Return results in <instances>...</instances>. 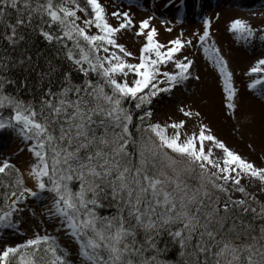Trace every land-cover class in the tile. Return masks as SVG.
Masks as SVG:
<instances>
[{"label": "snow or ice", "instance_id": "snow-or-ice-1", "mask_svg": "<svg viewBox=\"0 0 264 264\" xmlns=\"http://www.w3.org/2000/svg\"><path fill=\"white\" fill-rule=\"evenodd\" d=\"M111 16L116 26L100 0H0V133L30 154L24 170L0 162V237L25 235V213L43 228L0 243V264H264V165L230 149L191 105L178 109L184 119L153 122L158 97L201 79L184 54L197 43L219 75L226 114L237 118L239 89L211 19L192 38L162 44L149 16L134 33L145 38L134 56L118 42L137 28L133 17ZM228 30L264 39L244 19ZM30 37L53 50L43 67ZM254 74H264V58L245 73ZM258 86L264 101V75L247 88ZM173 249L176 261L166 258Z\"/></svg>", "mask_w": 264, "mask_h": 264}, {"label": "rangeland", "instance_id": "rangeland-1", "mask_svg": "<svg viewBox=\"0 0 264 264\" xmlns=\"http://www.w3.org/2000/svg\"><path fill=\"white\" fill-rule=\"evenodd\" d=\"M163 1L168 3V0ZM79 2L84 6L86 0ZM157 2L158 0H100L108 13L109 23L113 26L118 24L111 16L114 11H128L133 17L137 28L122 32L118 42L124 44L134 56L139 55V49L145 42L144 37H137L134 33L139 22L149 16L153 17L151 26L157 29V39L162 44H167L180 33H183L185 39L192 38L193 33L202 32L204 19H211L212 39L228 60L235 86L239 89V107L237 118H229L224 108L225 98L219 75L197 43L195 48H186L184 54L194 60V73L201 79L185 82L174 89L172 95L162 94L158 97L152 106L153 122L163 124L184 119L178 109L191 105L194 110L201 112L204 123L209 124L214 134L230 149L258 166L264 165V101L258 95L260 86L257 90L247 88L252 79L264 74H254L252 77L245 75L257 60L264 58V39L261 38L262 33L257 31L254 37L244 41L228 30V25L236 18L248 21L256 29H264V0H183L182 8L178 7L180 0H176L177 6L169 7H160ZM164 20L168 21L167 25L162 23ZM166 27H171L172 32L165 31ZM91 31L95 33L96 30L93 28ZM168 67L171 70L173 66L170 64ZM193 125L194 122L189 121L188 129L191 130ZM249 144L253 145L255 151L248 147ZM21 147L23 144L17 137L7 132L0 133V162L7 158L18 167L23 164V168H20L24 170L30 154L26 150L20 152ZM29 204L39 211V202L30 200ZM45 226L52 231L51 226ZM20 231L25 235L12 230L3 231L0 243H21L32 238L34 232L43 234L39 221L28 213L24 214Z\"/></svg>", "mask_w": 264, "mask_h": 264}, {"label": "trees", "instance_id": "trees-1", "mask_svg": "<svg viewBox=\"0 0 264 264\" xmlns=\"http://www.w3.org/2000/svg\"><path fill=\"white\" fill-rule=\"evenodd\" d=\"M4 46L6 47V43ZM27 47L30 48V53L33 55L34 58L36 57L37 53H42V55L40 57V61H39L41 67L44 66L45 58L46 57L50 58L53 55V50L51 48H48L46 46L45 42H43L42 39L37 38V37H30V43L27 45ZM16 54L18 55L19 52H17ZM67 67H68V65L65 63L64 68L67 69ZM21 75H23V74H21ZM30 80L33 82V84L35 83V80H36L35 73L32 74V76L30 77ZM106 211H110V210H106ZM166 258L169 260H173V261H176L179 259L178 254H177L175 249L170 251L167 254Z\"/></svg>", "mask_w": 264, "mask_h": 264}, {"label": "bare ground", "instance_id": "bare-ground-1", "mask_svg": "<svg viewBox=\"0 0 264 264\" xmlns=\"http://www.w3.org/2000/svg\"><path fill=\"white\" fill-rule=\"evenodd\" d=\"M157 4L160 6V7H164L166 2L163 1V0H158ZM189 14V13H188ZM20 163H23V162H20ZM20 167L23 168V164H20Z\"/></svg>", "mask_w": 264, "mask_h": 264}]
</instances>
